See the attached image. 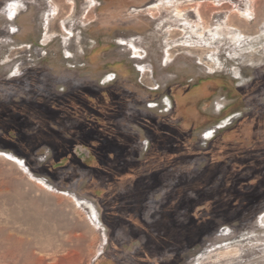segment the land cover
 <instances>
[{
  "label": "rangeland",
  "instance_id": "obj_1",
  "mask_svg": "<svg viewBox=\"0 0 264 264\" xmlns=\"http://www.w3.org/2000/svg\"><path fill=\"white\" fill-rule=\"evenodd\" d=\"M112 86L127 98L116 125L139 136L138 117L186 119L164 112L170 89H208L193 110L209 122L193 143L205 150L202 136L222 122L224 138L210 160H182L174 197L158 205L164 190L151 191L154 174L131 185L119 174L123 157L94 173L47 167L57 136L28 150L13 148L20 136L3 137L0 264L40 261L38 250L17 255L13 244L35 230L56 240L43 264H264V124L225 134L242 117L264 114V0H0V120L35 137L47 103ZM49 121V133H82L80 115Z\"/></svg>",
  "mask_w": 264,
  "mask_h": 264
},
{
  "label": "flooded vegetation",
  "instance_id": "obj_2",
  "mask_svg": "<svg viewBox=\"0 0 264 264\" xmlns=\"http://www.w3.org/2000/svg\"><path fill=\"white\" fill-rule=\"evenodd\" d=\"M208 92H210L208 89L192 87L185 90L183 94H178L175 88L170 89L169 93L172 101L168 97L170 105H166L168 109L164 112L172 114V116L181 114L186 119L180 121L178 124H172L170 120L160 122L144 119L142 116L138 117L134 122L142 132L146 133L145 135L141 134L139 136L128 132L124 133L116 125L121 118H124V115L122 116L118 109L123 105L125 106L127 102V98L121 97L116 87L76 89L44 106L45 108L48 107L51 113H47L44 110L47 114L46 120H44L46 126L41 131H38L39 133H36L37 136L35 137L22 133V131H17L16 127L18 125L15 122L1 119L0 142L3 137H5V140H13L16 136H20V142L13 146L14 149L25 148L28 150L31 146H36L35 148L40 149L42 145L49 143V136H57L56 138L60 143L56 149L51 146L54 150V154L51 156L53 161L50 159L51 161L46 166L49 167L52 164L60 169L66 168L67 165H77L84 171L92 172L91 170H93L94 173L96 164L101 165L104 162L106 165V162L110 159L123 157L126 165L120 169L119 174L128 181H132L131 185L134 184V178L137 177L139 179L144 175V172L149 171L154 174V178L151 180V191L158 192L164 190L163 196L161 197L164 199H158L160 201H158V205H160L169 202L175 195L176 188L172 185L171 177H173V173L177 169H183L180 168L183 165L182 160L184 158L191 160L197 154L208 157L210 160L216 144L224 138L217 131L221 129L220 126L223 123L221 121L222 123L220 122V125H216L213 128L215 130L213 136L208 140L205 139L209 142L208 144L207 142L204 144L206 147L205 150L198 149L193 143V133L206 126L209 122L205 119H197L193 109L203 98L210 97ZM181 101H185L186 103L182 104L180 103ZM17 106L16 104L9 105V109H17ZM156 106L158 107V105ZM19 107V109H23L21 105ZM222 111H224V108H222ZM66 114L70 116L80 115L82 117L83 121L80 127L82 129L81 135L70 138L63 136L60 133L61 131L58 134L54 133L55 135L49 133L48 128L51 123L49 119L52 120L55 116ZM236 116L232 115L228 118L227 122ZM246 123L253 124L254 127L259 124H264V114L256 115L255 117L252 115L242 117L225 134L238 130L239 127ZM34 138L36 139L35 141H33ZM114 139H122L124 143L122 142V145H119ZM21 153L25 154V152ZM128 160H136L134 164L137 166V169L131 168L128 165ZM177 161L180 164L179 168L176 167ZM108 164L110 163L108 162ZM211 164L212 162L210 164L208 163L207 166L210 168ZM208 167L207 169H209ZM188 168L190 167H186L185 170H188ZM111 181L116 182V179L112 178Z\"/></svg>",
  "mask_w": 264,
  "mask_h": 264
},
{
  "label": "bare ground",
  "instance_id": "obj_3",
  "mask_svg": "<svg viewBox=\"0 0 264 264\" xmlns=\"http://www.w3.org/2000/svg\"><path fill=\"white\" fill-rule=\"evenodd\" d=\"M109 80H113V78H109ZM170 100L167 98L163 101V104L165 105H170L169 102ZM156 106L155 103H151L150 105V108H153ZM227 123L225 124H222L220 126V128H223L226 126ZM215 132L214 129H211V130H208L205 132V134L203 135V139H210L212 136H213V133ZM3 191V190H2ZM4 193V192H3ZM23 198V197H22ZM3 199V198H2ZM24 199V198H23ZM23 199H21V201H23ZM1 200V199H0ZM3 202V201H2ZM32 210V209H31ZM225 235H228L227 233ZM30 236H32L31 239L29 240H23V242H19V241H16L14 242V249H16L15 251L17 252V255H19V253L22 254V252L24 251L25 249V252L28 253V255H30V253L33 251V250H38L42 255L44 256H51L52 258L55 257L56 253H52L51 255L48 253L50 250H55V246H56V240H54L55 238H52L49 236L46 235L45 232H41V231H31L30 232ZM29 237V236H28ZM48 237V239H47ZM68 242H64L63 245H67ZM59 245V244H58ZM14 253V252H13ZM16 254V253H14ZM31 256V255H30ZM44 256L41 258L40 261H38L36 258H34V256L31 258L33 260V264H43V260H44ZM70 262H72V260H70ZM30 262V264H32ZM65 264V263H64Z\"/></svg>",
  "mask_w": 264,
  "mask_h": 264
}]
</instances>
